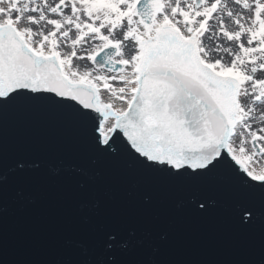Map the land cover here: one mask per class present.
<instances>
[{"label":"snow or ice","instance_id":"1","mask_svg":"<svg viewBox=\"0 0 264 264\" xmlns=\"http://www.w3.org/2000/svg\"><path fill=\"white\" fill-rule=\"evenodd\" d=\"M85 59L92 67L82 71ZM258 106L264 0H0V211L23 198L25 171L41 166L10 149V121L55 110L77 131L74 154L55 171L81 190L82 210L100 207L88 196L103 163L142 199V217L160 190L199 217L219 204L259 234L240 264H264ZM94 215L52 264H177L138 231L127 204Z\"/></svg>","mask_w":264,"mask_h":264},{"label":"water","instance_id":"2","mask_svg":"<svg viewBox=\"0 0 264 264\" xmlns=\"http://www.w3.org/2000/svg\"><path fill=\"white\" fill-rule=\"evenodd\" d=\"M54 95V94H51ZM10 149L21 158L38 160L39 169L26 170L16 184L23 198H10L6 213L0 211V264H52L70 237L85 238L84 216L95 219L114 207L127 204V211L141 221L138 231H151L162 257L177 264H240L259 248V234L244 232L230 213L217 205L205 217L190 214L165 190L153 194L151 213L143 214L142 199L128 195L130 185L119 171L103 163L100 175L90 181L88 199L100 201L98 209L82 210L81 190L68 180V173L55 169L59 161L74 154L77 131L59 118L55 110L13 118L8 126ZM131 226V225H130ZM167 233L161 239V233Z\"/></svg>","mask_w":264,"mask_h":264},{"label":"bare ground","instance_id":"3","mask_svg":"<svg viewBox=\"0 0 264 264\" xmlns=\"http://www.w3.org/2000/svg\"><path fill=\"white\" fill-rule=\"evenodd\" d=\"M221 43H222L223 46H225V47L228 46V45H227L226 43H224L223 41H222ZM84 50H88V45H85V46H84ZM125 51H126V54H127V49H126ZM222 55H223V53H222ZM225 58H227V57H225ZM86 67H92V65H91V62H90V61H88V60L85 59L83 62L80 63V68H81V70L83 71V70H85ZM258 110H259V111H264V109H260L259 106H258ZM254 126H255V125H254Z\"/></svg>","mask_w":264,"mask_h":264},{"label":"rangeland","instance_id":"4","mask_svg":"<svg viewBox=\"0 0 264 264\" xmlns=\"http://www.w3.org/2000/svg\"><path fill=\"white\" fill-rule=\"evenodd\" d=\"M92 65V64H91Z\"/></svg>","mask_w":264,"mask_h":264}]
</instances>
